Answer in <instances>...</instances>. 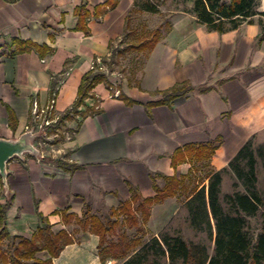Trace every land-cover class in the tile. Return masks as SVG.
Returning <instances> with one entry per match:
<instances>
[{
  "label": "crops",
  "instance_id": "0c3cea01",
  "mask_svg": "<svg viewBox=\"0 0 264 264\" xmlns=\"http://www.w3.org/2000/svg\"><path fill=\"white\" fill-rule=\"evenodd\" d=\"M105 2L0 0V138L17 139L30 132L33 144V129L40 123L34 106L47 109L51 100L49 118L56 120L53 124L63 120L76 101L82 76L128 31L134 0H118L96 17L95 7ZM77 8L89 13L86 30L77 29ZM257 11L264 12V0H257ZM260 19L264 17L256 15L252 23L222 34L197 27L187 43L173 31L146 53L139 77L124 78L115 87L108 77L97 84L65 120L75 124V131L59 149H36V155L25 153L8 162L6 187L0 177V205L13 197L5 213L9 236L29 238L47 225L53 234L70 233L75 220L64 224L56 211L80 218L87 203L96 215L101 208L109 212L130 201L129 186L141 199L153 198L157 192L151 175L159 189L172 180L181 182L174 189L176 197L189 180L197 179L193 189H199L207 185L208 175L228 168L248 141L264 134ZM183 84L190 90L170 106H147L163 98L159 92ZM218 141L212 154L197 156L199 147ZM173 157L185 160L173 166ZM55 160L80 168L69 172ZM173 197L154 203L148 220ZM137 217L140 226L139 213ZM97 245L98 236L84 232L52 263L103 264Z\"/></svg>",
  "mask_w": 264,
  "mask_h": 264
},
{
  "label": "trees",
  "instance_id": "16d2710c",
  "mask_svg": "<svg viewBox=\"0 0 264 264\" xmlns=\"http://www.w3.org/2000/svg\"><path fill=\"white\" fill-rule=\"evenodd\" d=\"M5 1L13 3L18 0ZM190 1L193 2V13L198 23L205 25L210 31L221 34L237 29L245 20H248L246 22L248 24L252 23L251 19L256 15L264 17V12L257 11V0H231L229 4L220 3L218 0ZM117 2L118 0H106L105 3L96 6L95 16L98 17L105 11L113 9ZM143 10L150 13L157 12L153 5H146ZM76 13L79 18L77 29L86 30V18L89 13L87 11L81 13V8H77ZM129 20L130 13L127 16V27ZM258 24L261 29L259 42L262 43L264 42V22L260 19ZM160 36V31L155 29L137 44L127 45L121 53L124 51L149 53L159 42ZM36 48L46 49L45 46H36ZM106 81V74L97 70L95 62L93 68L82 76L76 101L62 119L67 120L71 113L76 114L77 108L91 96L93 88ZM189 90V86L183 84L159 92L163 98L149 102L147 106H170L174 99L184 96ZM131 103L132 101L128 100V104ZM10 120L14 128L16 124L14 117L11 116ZM250 142L251 140L241 148L229 163V167L235 166L250 146ZM219 144L220 141L215 145H203L198 148L196 154L197 156L210 155ZM186 151L191 154L193 149L186 148ZM184 160V157L182 159L173 157L172 165ZM54 163L69 172L80 168L62 160H55ZM254 163V159L250 158L247 180L251 186L244 193L225 195L223 201L227 208L220 201L222 174L226 172V169L208 175L207 185L195 189L184 203L190 227L196 232L205 233L213 242L212 255L208 254L204 245L186 243L179 237L166 234L160 238L152 237L144 243H141L139 239L127 241L123 236H120L116 242H107V236L114 234L118 226L126 224L129 227H138L137 213L140 214L142 221L146 222L150 207L154 203L175 195L174 189L181 184L176 180H172L165 189H159L155 184L154 176L151 175L157 194L148 199H141L136 189L129 186L130 201L121 202L117 209H110L105 222L91 212L87 203L84 205L80 218L68 214L66 210L56 211L54 214L59 215L64 224L75 220L82 233L88 231L98 236V255L103 264L108 259L121 260L127 257L122 264H264V198L259 196L253 185L256 182ZM0 184L2 185L1 180ZM12 198L4 205H0V264H53L52 259L57 258L67 245L75 243L76 238L66 231L53 234L48 225L45 229H38L29 238L10 237L6 230L5 213ZM39 216L43 222L47 223L42 215L39 214ZM252 217H258L261 221L260 230L255 236L250 233L248 226V218ZM3 240L7 241L4 248H2ZM38 252H46L48 258L44 260L36 258L35 255Z\"/></svg>",
  "mask_w": 264,
  "mask_h": 264
},
{
  "label": "rangeland",
  "instance_id": "374dc122",
  "mask_svg": "<svg viewBox=\"0 0 264 264\" xmlns=\"http://www.w3.org/2000/svg\"><path fill=\"white\" fill-rule=\"evenodd\" d=\"M218 1L224 4L231 2V0ZM146 5H153L157 12L150 13L144 11L143 8ZM184 19L186 20V25H183L181 22ZM261 20L264 22V19ZM247 21L245 20L242 24ZM175 27L178 29H175ZM197 27H203L204 30H208V27L198 23L193 13V2L190 0H134L128 31L119 41H115L110 46L106 57L96 61L97 70L105 73L110 78V83L113 87L117 86L124 78L134 80L136 79L135 77H139L143 64L147 63L148 56L146 53L138 52L124 51L121 53V51L126 49L127 45L137 44L146 38L149 32L155 29H158L161 34L159 42H163L171 32L176 31V34L184 40L183 43H187L192 40L193 29ZM74 131L75 124L71 123V120H58L53 126L51 125L46 129L34 126L33 146L39 151L43 150L51 153L52 149H59L61 144L69 137L71 138ZM45 132L48 134L45 135ZM53 135L56 136L53 137ZM46 137H48L47 140ZM250 158L255 161L254 173L256 182L253 185L259 196L264 198V134H259L252 138L250 146L236 162L235 166L226 168V172L222 174L220 201L225 208H227V205L223 201L225 195L244 193L251 186V183L247 180ZM201 172L203 173V171ZM196 181L197 179L189 180L185 183L186 189L182 190L178 196L167 200L162 206L155 208L151 220L149 219L143 223L141 217H139V227H129L126 224L118 226L114 234L107 236V242H116L120 236H123L127 241L139 239L141 243H144L152 237L160 238L166 234L171 237H179L186 243L204 245L208 254L212 255L213 242L205 233L196 232L190 227L188 213L184 206L185 201L190 196L189 194L196 186ZM108 214L109 212L103 208L98 212L103 222L108 219ZM260 222L258 217L248 218V226L252 235L255 236L259 232ZM69 232L77 240L82 237L80 227L75 223L70 225ZM6 244L7 241L3 240L2 248ZM131 254L132 252L129 256ZM35 257L40 260L48 258L46 252H38ZM127 258L107 260L105 264H122Z\"/></svg>",
  "mask_w": 264,
  "mask_h": 264
},
{
  "label": "water",
  "instance_id": "95a60500",
  "mask_svg": "<svg viewBox=\"0 0 264 264\" xmlns=\"http://www.w3.org/2000/svg\"><path fill=\"white\" fill-rule=\"evenodd\" d=\"M31 133L25 132L17 139L0 138V177L6 187L8 162L14 157H21L25 153L36 155L37 150L31 143Z\"/></svg>",
  "mask_w": 264,
  "mask_h": 264
},
{
  "label": "built area",
  "instance_id": "2783aa9c",
  "mask_svg": "<svg viewBox=\"0 0 264 264\" xmlns=\"http://www.w3.org/2000/svg\"><path fill=\"white\" fill-rule=\"evenodd\" d=\"M54 100H51L50 106L47 109L39 110L36 106L33 109V115L37 122H40L38 126L42 129H46L47 127L51 126L56 120L49 118V111L52 110Z\"/></svg>",
  "mask_w": 264,
  "mask_h": 264
}]
</instances>
